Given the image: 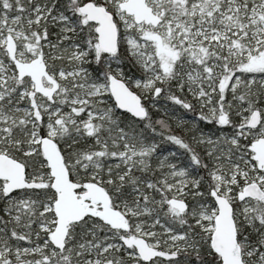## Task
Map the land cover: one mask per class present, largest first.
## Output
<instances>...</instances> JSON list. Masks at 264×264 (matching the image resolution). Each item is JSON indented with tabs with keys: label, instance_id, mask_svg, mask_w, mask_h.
I'll return each mask as SVG.
<instances>
[{
	"label": "snow or ice",
	"instance_id": "obj_1",
	"mask_svg": "<svg viewBox=\"0 0 264 264\" xmlns=\"http://www.w3.org/2000/svg\"><path fill=\"white\" fill-rule=\"evenodd\" d=\"M0 264H264V0H0Z\"/></svg>",
	"mask_w": 264,
	"mask_h": 264
}]
</instances>
